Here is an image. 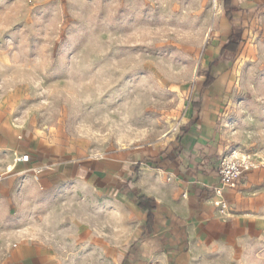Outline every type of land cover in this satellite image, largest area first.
<instances>
[{"label":"rangeland","instance_id":"rangeland-1","mask_svg":"<svg viewBox=\"0 0 264 264\" xmlns=\"http://www.w3.org/2000/svg\"><path fill=\"white\" fill-rule=\"evenodd\" d=\"M231 2L243 32L228 41ZM221 3L220 19L210 0H0V107L18 140L51 138L85 157H155L203 97L228 151L264 166V0ZM13 153L0 151V253L32 238L63 264H119L138 229L132 208L86 182L50 185ZM235 248L227 264H264V233Z\"/></svg>","mask_w":264,"mask_h":264},{"label":"crops","instance_id":"crops-1","mask_svg":"<svg viewBox=\"0 0 264 264\" xmlns=\"http://www.w3.org/2000/svg\"><path fill=\"white\" fill-rule=\"evenodd\" d=\"M227 4L229 41L230 35H241L243 25L233 20L239 8ZM215 80L209 86L203 81V88L210 89ZM209 103L203 97L193 99L179 133L160 155L120 150L103 158L85 157L77 148L47 137L18 140L17 125L0 107V151H13L14 156L30 152V161L15 162L50 185L86 182L118 194L138 218V229L119 264H147L150 259L163 264H227L226 250L264 233V166L247 171L237 188L224 186L220 194L215 192L220 159L231 144ZM13 168L8 166L9 171ZM221 200L227 203L225 209L217 204ZM2 252L0 264H63L55 247L32 238L19 239Z\"/></svg>","mask_w":264,"mask_h":264},{"label":"built area","instance_id":"built-area-1","mask_svg":"<svg viewBox=\"0 0 264 264\" xmlns=\"http://www.w3.org/2000/svg\"><path fill=\"white\" fill-rule=\"evenodd\" d=\"M222 0H210L214 14H218L222 11ZM16 162L23 161L28 162L31 160V153L26 152L19 154L15 152ZM261 166L250 153L243 151L238 148H232L226 153H224L220 159L218 174L220 177V185L216 187L215 192L220 194L224 186L237 188L243 175L254 168ZM221 205L223 209L227 206V203L223 200L217 203ZM147 264H163L159 259H150Z\"/></svg>","mask_w":264,"mask_h":264},{"label":"trees","instance_id":"trees-1","mask_svg":"<svg viewBox=\"0 0 264 264\" xmlns=\"http://www.w3.org/2000/svg\"><path fill=\"white\" fill-rule=\"evenodd\" d=\"M226 11L228 14L231 13V5L230 4L226 5ZM233 38H234V34L230 35L229 41H231ZM223 53H224V47L221 49L219 56L210 62V67L217 62V60L221 57V55H223ZM214 80H215V76L209 70L206 73V78L204 80V86H209ZM181 131H183V127L181 128Z\"/></svg>","mask_w":264,"mask_h":264}]
</instances>
